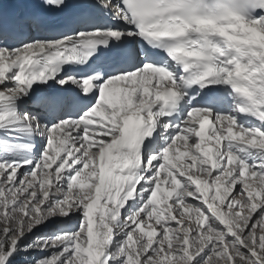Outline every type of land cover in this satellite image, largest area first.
<instances>
[{"label": "snow or ice", "instance_id": "snow-or-ice-1", "mask_svg": "<svg viewBox=\"0 0 264 264\" xmlns=\"http://www.w3.org/2000/svg\"><path fill=\"white\" fill-rule=\"evenodd\" d=\"M0 0V264H264V0Z\"/></svg>", "mask_w": 264, "mask_h": 264}, {"label": "bare ground", "instance_id": "bare-ground-1", "mask_svg": "<svg viewBox=\"0 0 264 264\" xmlns=\"http://www.w3.org/2000/svg\"><path fill=\"white\" fill-rule=\"evenodd\" d=\"M8 9L12 10L14 9L15 7H11V6H7Z\"/></svg>", "mask_w": 264, "mask_h": 264}]
</instances>
